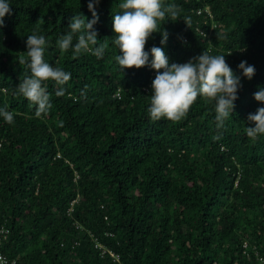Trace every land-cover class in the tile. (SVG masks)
I'll return each instance as SVG.
<instances>
[{
    "label": "trees",
    "instance_id": "obj_1",
    "mask_svg": "<svg viewBox=\"0 0 264 264\" xmlns=\"http://www.w3.org/2000/svg\"><path fill=\"white\" fill-rule=\"evenodd\" d=\"M88 2L10 0L3 18L0 109L15 122L0 117V264H264V135L244 131L264 107L253 98L264 88V0H165L179 17L162 24L164 45L160 33L146 41L169 64L225 55L242 87L220 130L214 102L200 97L178 122L150 120L155 71H122L114 59L121 0L94 6L98 43H109L102 58L61 53L69 20L92 19ZM33 33L49 41L44 60L71 73L63 96L45 82L52 107L40 117L15 94ZM241 61L255 67L251 80Z\"/></svg>",
    "mask_w": 264,
    "mask_h": 264
},
{
    "label": "clouds",
    "instance_id": "obj_2",
    "mask_svg": "<svg viewBox=\"0 0 264 264\" xmlns=\"http://www.w3.org/2000/svg\"><path fill=\"white\" fill-rule=\"evenodd\" d=\"M98 3L99 0H89L87 4L92 14L91 20L81 14L69 20V31L56 40V46L61 53L71 49L73 58H78L81 54L103 57L109 43L107 40L98 43L97 32L93 27L98 21L94 10ZM118 7L121 11L112 17L114 36L111 40L120 53L114 57L116 63L122 71L150 66L156 73L151 82L150 106L147 108L150 120L156 122L166 119L178 122L186 117L191 105L200 97L207 103L214 102L216 128L223 129L235 107L238 90L242 87L240 76L235 75L227 64L225 55H212L209 50H204L186 63L169 64L163 48L153 46L149 50L152 57L149 65V51H145L146 41L153 33H160L161 45L166 43L168 33L162 29V24L167 20L178 19L177 6L166 4L165 0H121ZM6 15H11L10 0H0V28L4 25L3 18ZM183 22L188 26L190 18L185 17ZM25 43L27 50L21 53L19 63L24 65L30 74L20 79L15 94L24 97L29 105L35 108V115L40 117L52 107L45 82L53 81L60 86L55 94L63 96L65 90L62 86L71 79V73L44 60L45 51L49 46L45 35L33 33L27 36ZM227 55H231V52ZM237 67L241 70V75L248 80L255 75V67L248 65L246 61H241ZM145 90L148 92L149 87L145 86ZM116 94L120 97V93ZM83 95L82 92L81 96ZM253 98L264 104V88L253 93ZM73 99L75 100V97ZM0 117L9 125L15 122L14 113L6 108L0 109ZM247 121L254 125L244 129L249 138L256 139L264 135V107L257 108L254 114L249 113ZM220 138L216 135L213 140ZM114 257L121 262L119 255L115 254Z\"/></svg>",
    "mask_w": 264,
    "mask_h": 264
},
{
    "label": "built area",
    "instance_id": "obj_3",
    "mask_svg": "<svg viewBox=\"0 0 264 264\" xmlns=\"http://www.w3.org/2000/svg\"><path fill=\"white\" fill-rule=\"evenodd\" d=\"M245 246H247V243H245Z\"/></svg>",
    "mask_w": 264,
    "mask_h": 264
}]
</instances>
